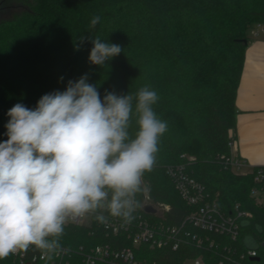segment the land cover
Listing matches in <instances>:
<instances>
[{
  "label": "trees",
  "instance_id": "1",
  "mask_svg": "<svg viewBox=\"0 0 264 264\" xmlns=\"http://www.w3.org/2000/svg\"><path fill=\"white\" fill-rule=\"evenodd\" d=\"M17 1L22 10L0 21V142L7 139L12 106L34 108L42 95L63 91L68 80L85 73L101 97L105 90L135 96L147 85L159 96L153 109L167 122V130L159 138L155 164L143 178L152 201L169 204L167 221L179 223L191 211L164 169L185 154L195 158L190 167L194 179L218 195L224 212L237 203L253 212L243 236L264 228V208L249 198L252 175L235 174L222 164L231 153L235 99L250 32L257 24L264 26V0ZM97 15L100 23L90 29ZM82 35L99 36L124 51L103 67L91 65L92 44L85 42L77 50ZM136 129L134 114L133 135ZM58 240L59 246L90 248L113 238L98 228L65 225ZM246 244L253 245L250 239ZM199 255L205 264H218L214 252L189 246L180 252L146 250L144 258L182 264ZM0 264L18 262L10 254Z\"/></svg>",
  "mask_w": 264,
  "mask_h": 264
},
{
  "label": "clouds",
  "instance_id": "2",
  "mask_svg": "<svg viewBox=\"0 0 264 264\" xmlns=\"http://www.w3.org/2000/svg\"><path fill=\"white\" fill-rule=\"evenodd\" d=\"M100 19L93 16L89 28ZM77 40V50L92 44L91 65L103 67L124 51L99 36ZM158 100L147 85L135 96L105 90L101 97L85 73L42 95L34 108L16 103L8 110L0 142V259L30 246L57 249L65 225L88 215L104 224L105 212L133 219L142 178L167 130L153 109Z\"/></svg>",
  "mask_w": 264,
  "mask_h": 264
},
{
  "label": "built area",
  "instance_id": "3",
  "mask_svg": "<svg viewBox=\"0 0 264 264\" xmlns=\"http://www.w3.org/2000/svg\"><path fill=\"white\" fill-rule=\"evenodd\" d=\"M257 24L250 34L257 35ZM231 153L223 159V167L239 175H252L253 185L249 198L255 207L264 208V165L250 167L247 162L233 152L235 139L231 136ZM179 163L164 167L181 200L191 208L179 223L170 224L167 214L169 204L154 202L149 193L148 183L143 179L142 191L136 199L139 207L128 222L123 217H112L108 213L106 224L100 223L94 215H88L66 225L100 229L112 241L93 247L78 248L59 246L49 251L30 246L11 255L18 264H158L156 260L144 258L148 251L180 252L185 247L214 252L218 264H264V228L258 234L251 232L243 236L244 223L250 225L253 212L243 210L237 203L229 213L218 204V195L212 196L205 187L194 179L190 167L195 158L181 155ZM150 206L154 213L144 210ZM243 236V237H242ZM50 239V237H49ZM250 239L253 243L248 246ZM205 264L203 255L186 258L182 264Z\"/></svg>",
  "mask_w": 264,
  "mask_h": 264
},
{
  "label": "crops",
  "instance_id": "4",
  "mask_svg": "<svg viewBox=\"0 0 264 264\" xmlns=\"http://www.w3.org/2000/svg\"><path fill=\"white\" fill-rule=\"evenodd\" d=\"M250 35L237 89L233 152L248 166L264 165V26Z\"/></svg>",
  "mask_w": 264,
  "mask_h": 264
},
{
  "label": "rangeland",
  "instance_id": "5",
  "mask_svg": "<svg viewBox=\"0 0 264 264\" xmlns=\"http://www.w3.org/2000/svg\"><path fill=\"white\" fill-rule=\"evenodd\" d=\"M22 10L21 4L17 0H5L0 2V21L13 17L15 14L19 13ZM256 31H259L260 28H256ZM253 38H256V35L250 34ZM248 242V241H247ZM184 264H191L190 261H186Z\"/></svg>",
  "mask_w": 264,
  "mask_h": 264
},
{
  "label": "water",
  "instance_id": "6",
  "mask_svg": "<svg viewBox=\"0 0 264 264\" xmlns=\"http://www.w3.org/2000/svg\"><path fill=\"white\" fill-rule=\"evenodd\" d=\"M144 210H145L146 212H149V213H154V209H153L152 207H150V206H146V207H144Z\"/></svg>",
  "mask_w": 264,
  "mask_h": 264
}]
</instances>
